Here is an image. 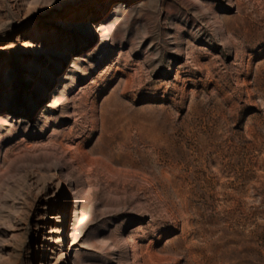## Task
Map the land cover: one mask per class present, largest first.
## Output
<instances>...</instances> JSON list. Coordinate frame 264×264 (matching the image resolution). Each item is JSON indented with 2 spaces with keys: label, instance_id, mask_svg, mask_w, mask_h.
I'll return each instance as SVG.
<instances>
[{
  "label": "rangeland",
  "instance_id": "rangeland-1",
  "mask_svg": "<svg viewBox=\"0 0 264 264\" xmlns=\"http://www.w3.org/2000/svg\"><path fill=\"white\" fill-rule=\"evenodd\" d=\"M0 264H264V0H0Z\"/></svg>",
  "mask_w": 264,
  "mask_h": 264
}]
</instances>
